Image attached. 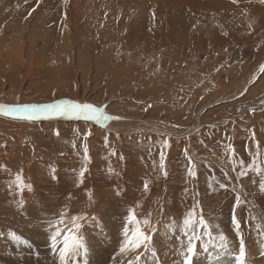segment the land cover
<instances>
[{"label": "rangeland", "instance_id": "1", "mask_svg": "<svg viewBox=\"0 0 264 264\" xmlns=\"http://www.w3.org/2000/svg\"><path fill=\"white\" fill-rule=\"evenodd\" d=\"M60 99L92 104L109 123L0 113V264H60L51 233L81 213L87 264H127L144 253L118 254L129 208L142 230L156 228V257L142 264H182L181 229L200 236L194 264H235L241 239L246 264H264L262 0H0V102ZM66 128L87 163L72 139L61 140L72 154L54 142ZM17 172L31 190L18 191ZM221 234L227 249L215 247Z\"/></svg>", "mask_w": 264, "mask_h": 264}, {"label": "snow or ice", "instance_id": "2", "mask_svg": "<svg viewBox=\"0 0 264 264\" xmlns=\"http://www.w3.org/2000/svg\"><path fill=\"white\" fill-rule=\"evenodd\" d=\"M236 2V0H234ZM264 2V0H262ZM80 104L76 103L74 101H56L54 103L50 104H23V105H0V113H3L5 115L13 116L15 114H19L20 118H26V119H34V118H48L49 114L55 115V116H67L69 118H83L84 120H95L97 123H100L102 120H107L109 117L104 114L103 110L100 108H96L91 104V107L95 110V115H88V114H81L78 112L73 111H66L65 107L69 104ZM85 104V103H83ZM80 104V105H83ZM113 119H119V117H113ZM164 146H168V141H164ZM231 147V145H229ZM84 149V155L83 159L87 163L90 159L88 154V147L85 144L83 146ZM114 154V150H113ZM160 167L163 170L164 168V153L161 152V158H160ZM248 169H251L253 167L252 164H249ZM244 164L243 161H241V169L242 171L238 174L239 175H245L246 172L243 171ZM55 169H53V172ZM87 171V166L85 164L84 167H82L78 173L77 178V186L83 182V177ZM256 171H259L257 168ZM189 175L193 178L196 177L197 173L193 169H189ZM53 179H56V177L53 175ZM17 187L19 191H23L24 189L31 190V185L26 184L23 180L22 173L17 172L15 174L14 180L12 181ZM211 187V185H209ZM220 188H225L226 185L221 183L219 185ZM261 190H264V181L260 184ZM144 190H148V184H144ZM87 191V190H86ZM89 195L90 200V191L87 192ZM119 194V193H118ZM242 201L240 200L239 196H237L235 203L233 204L232 209V217H231V223L233 225L234 230L236 231L237 235H239L240 232V222L237 219L236 216V208L240 205ZM23 201L21 200V205H23ZM198 203V202H197ZM193 215V210H189L187 213L188 217H191ZM86 214L81 213L78 215L72 216V227L68 229L67 231H64L60 227H56L55 231H52L50 236V249L54 254H58V259L60 264H69V261H71V264H87V254L88 249L86 246V243L84 241V238L82 235H80V229L84 226L80 223L81 220H86ZM95 219V217H93ZM57 223H62L61 221H58ZM145 225L149 224V221L145 219L143 221ZM190 224V220L188 218L183 219V225L187 227ZM129 225H131V228H129ZM200 225L204 226L205 229V235H208L207 231V225L201 216L200 218ZM156 232V228L152 227L150 232H145L140 227V221L136 217L134 211L132 208L128 209V214L125 218V224L123 228V240L122 243L119 246L118 254L123 257L124 255L128 254L129 252H134L137 249L143 248L144 253H139L135 256V259L128 260L127 264H142L141 262V256L145 253L150 254L151 257H156L155 249L152 246V236ZM181 232L184 233L186 236V247L181 245L182 250L180 251V256L182 257V264H194V256L197 253V241L200 240V236L197 235L195 232L192 234H188L185 232L184 229H181ZM10 238L14 241H21L22 238L13 233L10 232ZM179 240L180 237H177ZM211 242V241H210ZM23 243L25 245H28L30 242L27 240H23ZM200 247L204 251H208V245L206 243H201ZM215 247L218 249H227L228 248V242L226 240L225 235L221 234L219 236V242L215 243ZM235 264H246V246L244 241L241 239L239 243L238 248V255H235L234 257Z\"/></svg>", "mask_w": 264, "mask_h": 264}, {"label": "bare ground", "instance_id": "3", "mask_svg": "<svg viewBox=\"0 0 264 264\" xmlns=\"http://www.w3.org/2000/svg\"><path fill=\"white\" fill-rule=\"evenodd\" d=\"M53 99V98H52ZM51 99V100H52ZM9 101H12V100H9ZM2 103V102H1ZM4 103V102H3ZM6 103V102H5ZM4 103V104H5ZM14 104L15 102L13 101V102H10V104ZM9 104V103H8ZM118 108V107H117ZM113 110V112H115V113H118V111H119V109H116V107L115 108H113L112 109ZM121 113H122V111H121ZM50 117H48V119H38L37 121L38 122H48V123H52V124H55L56 122H59L61 119H58V118H55V119H53V118H50ZM45 120V121H44ZM66 119H64V120H62V121H65ZM68 120H70V119H68ZM28 121V120H27ZM93 121V120H92ZM102 121H104L105 123H103V125H106V124H108L109 123V121L108 120H102ZM78 132L75 130V129H68V128H66L64 131H63V134H62V136L59 138V139H57V140H55L54 142L55 143H57V144H59V146H62L63 148H65V149H67V150H69L70 152L72 151V149H70V147L69 146H66L65 144H64V142L66 141V139H72V143H73V148H75V152H74V154H72L73 152H71V154L72 155H75V153L79 150V154H80V152L83 150V146L84 145H82V150H81V148L80 149H78L79 148V143H80V139H79V136H78V134H77ZM61 140H64V142L61 144ZM93 141H95V140H93ZM93 141H92V143H93ZM97 141H95V143H96ZM82 143L84 144V142L82 141ZM94 143V144H95ZM97 145V144H96ZM98 146V145H97ZM99 147V146H98ZM102 148V147H101ZM15 186V185H14ZM13 187V186H12ZM14 189H16V188H14ZM19 191V190H18ZM7 193V192H6Z\"/></svg>", "mask_w": 264, "mask_h": 264}, {"label": "water", "instance_id": "4", "mask_svg": "<svg viewBox=\"0 0 264 264\" xmlns=\"http://www.w3.org/2000/svg\"><path fill=\"white\" fill-rule=\"evenodd\" d=\"M61 100H63V101H74V102L80 103V104L85 103V102H80V101H75V100H67V99H60V100H56V101H61ZM56 101L43 103V104H50V103H54ZM4 103L0 102V105H15L13 103L12 104H6V103L4 104ZM80 104H71L70 103L69 105H67L65 107V110L66 111L78 112V113H81V114H88V115H95L96 114L95 110L89 104H87V103H85L83 105H80ZM5 116H9V115H5ZM9 117L14 118V119H21L19 114H15V115L9 116ZM48 117H50V118H58V119H66V120H68V119H83L82 117L81 118H74V117L73 118H69L67 116H55V115H51V114H49ZM35 119H40V118H34L33 120H35Z\"/></svg>", "mask_w": 264, "mask_h": 264}, {"label": "crops", "instance_id": "5", "mask_svg": "<svg viewBox=\"0 0 264 264\" xmlns=\"http://www.w3.org/2000/svg\"><path fill=\"white\" fill-rule=\"evenodd\" d=\"M45 67L46 66H44L43 68H42V70L40 71V74H41V76L43 77V78H45V74H46V72L44 71L45 70ZM47 78V77H46ZM122 82V81H121ZM123 83V82H122ZM128 84V81H125V83H124V85H127ZM130 85V84H129ZM130 87H131V85H130ZM132 91V90H131ZM216 152H218V154H220V152H221V154L222 155H224V153H223V151H220V150H218L217 148H215L214 149V152L213 153H216ZM220 154V155H221ZM243 156H245V154L244 153H240V157L242 158ZM246 157V156H245ZM261 158V157H260ZM263 158V157H262ZM247 159V158H246ZM260 175H261V173H260ZM262 176V175H261Z\"/></svg>", "mask_w": 264, "mask_h": 264}]
</instances>
